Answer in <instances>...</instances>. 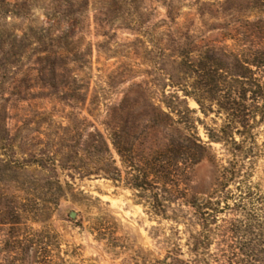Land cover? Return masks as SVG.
Segmentation results:
<instances>
[{"label": "rangeland", "instance_id": "1", "mask_svg": "<svg viewBox=\"0 0 264 264\" xmlns=\"http://www.w3.org/2000/svg\"><path fill=\"white\" fill-rule=\"evenodd\" d=\"M58 18L62 25L56 34L66 24L73 26L60 44L79 52L81 61L69 65L81 78L86 98L74 104L61 91L41 95L36 50L7 66L8 71L0 68V264H148L174 248L186 257L189 236L199 230L188 206L165 203L166 214L157 215L149 194H138L122 182L81 179L83 168L73 170L83 166L78 157L64 163L65 146L80 147L77 130L83 127L91 131L94 126L106 137L107 115L133 84L148 88L155 104L166 102L169 94L181 95L167 86L163 73L182 78L192 91L193 80L177 70L181 55L195 58L212 44L247 49L253 39L245 22L264 19V2L0 0V27L18 35L28 25L46 28ZM168 33L182 46L171 47ZM186 101L209 153L189 168L191 192L210 193L223 169L237 160L228 145L210 142L205 134L206 128L221 125L222 116L203 115L192 98ZM255 133V148L253 144V153L243 160L239 179L259 189L264 199V156L258 152L264 150V123ZM237 181L229 186L234 198ZM233 214L220 217L210 264H242L232 255L226 232L225 221Z\"/></svg>", "mask_w": 264, "mask_h": 264}, {"label": "trees", "instance_id": "2", "mask_svg": "<svg viewBox=\"0 0 264 264\" xmlns=\"http://www.w3.org/2000/svg\"><path fill=\"white\" fill-rule=\"evenodd\" d=\"M56 21L46 28L28 25L19 35L0 27V68L7 70V66L21 63L30 50H36L41 68L35 78L39 79L41 95L45 90L61 91L65 101L79 104L86 98L85 89L69 63L81 58L77 50H66L60 44L73 26L66 24L56 34L61 24L59 18ZM244 28L253 39L247 49L233 51L212 44L195 58L180 54L177 70L193 80L192 91L187 90L189 87L182 83V78L163 73L167 86L181 95L169 94L166 102L155 104L148 88L133 84L118 107L107 115L106 137L94 126L91 131L83 127L77 130L80 147L65 146L64 163L78 157L83 166L73 170L83 168L81 179L94 176L122 182L138 194H149L157 215L166 214L165 203L177 201L192 210L199 230L189 236L186 257L179 248H174L148 264H210L209 250L219 231L220 217L227 212H234L225 221L232 255L238 256L242 264H264V199L259 189L239 179L243 160L253 153V144L255 148V132L264 123V19L246 20ZM168 34L167 43L171 47L182 46L180 40ZM34 45L39 48H33ZM11 77L8 79L13 80ZM187 98L194 100L203 115L213 112L222 116L221 125L217 129L206 128L205 134L210 142L228 145L237 160L223 169L217 188L210 193L191 192L189 184V168L209 153L196 133L194 111L188 108ZM18 99L24 100L22 96ZM258 152L264 156V150ZM236 180L238 195L234 198L229 186Z\"/></svg>", "mask_w": 264, "mask_h": 264}, {"label": "water", "instance_id": "3", "mask_svg": "<svg viewBox=\"0 0 264 264\" xmlns=\"http://www.w3.org/2000/svg\"><path fill=\"white\" fill-rule=\"evenodd\" d=\"M69 217H70V218H74V217H75V213H74V212H70V213H69Z\"/></svg>", "mask_w": 264, "mask_h": 264}]
</instances>
